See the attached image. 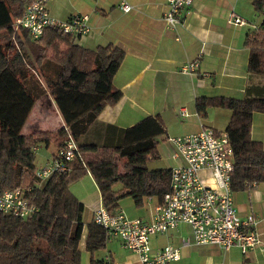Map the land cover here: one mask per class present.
I'll use <instances>...</instances> for the list:
<instances>
[{
  "label": "trees",
  "instance_id": "16d2710c",
  "mask_svg": "<svg viewBox=\"0 0 264 264\" xmlns=\"http://www.w3.org/2000/svg\"><path fill=\"white\" fill-rule=\"evenodd\" d=\"M263 2L254 1L258 11ZM28 3L0 0V190L25 188L38 210L26 219L0 213V264H83L82 240L92 254L104 249L109 239L93 218L83 222L84 205L70 185L90 175L111 215L121 209L120 201L127 196L137 207L147 198L161 201L169 189L171 169H149L147 164L159 159L157 136L165 130L158 119L145 116L131 127L115 129L104 140L86 139L100 111L122 96L113 77L124 51L110 43L85 47L56 28H46L33 41L21 30L14 42L13 19ZM244 45L249 50L247 72L264 75V12ZM46 94L54 100L62 125L24 133L35 102ZM195 107L199 114L208 107L231 111L225 131L234 157L232 191L264 182V148L250 135L253 113H264V97L202 96L196 98ZM69 135L78 149L69 162L70 171L40 181L35 175L34 147L53 144L60 149ZM90 264L104 261L92 259Z\"/></svg>",
  "mask_w": 264,
  "mask_h": 264
},
{
  "label": "crops",
  "instance_id": "0c3cea01",
  "mask_svg": "<svg viewBox=\"0 0 264 264\" xmlns=\"http://www.w3.org/2000/svg\"><path fill=\"white\" fill-rule=\"evenodd\" d=\"M121 1L128 2L132 9L122 11ZM254 1L195 0L182 10L181 22L176 28L170 29L163 20L167 10L165 0H49V13L58 19L65 20L75 13L89 15L91 31L78 39L80 45L94 48L110 43L124 51L113 77V85L122 96L115 105H107L100 111L84 137L104 140L145 116H151L161 122L165 133L157 136L161 140L158 143L160 157L155 161H161L160 165H148V168L171 169L182 161L172 158L174 147L167 140L168 136L196 132L201 124L215 131H225L231 111L208 107L199 114L195 100L202 96L264 97V75L247 72L249 50L244 45L246 35L258 28L263 19L264 2L262 10L258 11ZM231 10L246 19V23H228ZM255 13L262 15L257 21L252 18ZM190 62L197 63L195 68L188 73L182 72L181 67ZM48 96L53 102L56 120L52 122L53 127L44 129L53 130L63 121L54 100ZM182 107L188 116L179 114ZM33 128L30 132L43 130L37 124ZM23 131L27 133L24 128ZM250 135L264 148V113H253ZM44 147L48 153L47 162L57 149L53 144ZM200 175L207 184L213 185L208 170L202 169ZM71 191L83 203V222L87 223L100 200L93 178L84 176ZM232 195L241 217L250 213L256 218V228L264 244V182H256L249 190L233 191ZM157 201L155 197L147 198L137 207L127 196L121 199L120 207L128 217L149 220ZM190 233L187 224H180L175 229L153 235L151 245L154 250L166 244L180 248L181 258L166 264H264V252L259 248L243 253L237 247L224 251L213 244L183 246L182 239ZM81 251L83 264H90L92 259L102 260L104 264L137 263V256L115 237L107 240L104 249L92 254L85 250L82 240Z\"/></svg>",
  "mask_w": 264,
  "mask_h": 264
},
{
  "label": "built area",
  "instance_id": "2783aa9c",
  "mask_svg": "<svg viewBox=\"0 0 264 264\" xmlns=\"http://www.w3.org/2000/svg\"><path fill=\"white\" fill-rule=\"evenodd\" d=\"M165 1L167 10L163 20L170 29H175L181 22L182 10L195 0ZM48 2L29 0L22 14L13 19L11 35L14 42L16 33L21 30L31 41L37 40L46 28L71 34L77 41L90 33L89 15L75 13L61 20L49 13ZM119 7L124 12L132 9L126 1H121ZM227 21L233 25L246 23V19L234 10L228 14ZM196 65V62H190L183 65L181 71L191 72ZM179 114L189 115L183 107ZM167 140L174 147L172 158L182 161L171 168L168 191L154 205L149 220L128 217L123 209L111 215L100 199L93 209L92 218L104 229L106 238L120 239L124 247L137 256L136 264H166L179 260L180 248L166 244L154 250L151 237L175 229L180 224H187L191 231L190 236L182 239L183 246L191 243L213 244L224 251L237 247L243 253L255 248L264 252L256 218L250 213L241 217L234 204L231 189L234 157L228 133L201 124L196 132L168 136ZM36 150L37 147H34ZM77 150L75 141L69 135L64 145L54 152L44 166L35 169L36 177L42 181L53 173L70 171L69 162ZM202 169L210 172L213 185L207 184L201 177ZM37 210L38 207L27 197L25 188L0 190V213L26 219Z\"/></svg>",
  "mask_w": 264,
  "mask_h": 264
},
{
  "label": "rangeland",
  "instance_id": "374dc122",
  "mask_svg": "<svg viewBox=\"0 0 264 264\" xmlns=\"http://www.w3.org/2000/svg\"><path fill=\"white\" fill-rule=\"evenodd\" d=\"M261 16H262L261 14L256 15V13H255V15H253L252 18L257 21V19H259ZM55 117H56V112H54L53 102L51 101L48 94H46L41 99H39L36 106H34V109H33L31 116L28 120V124L26 126H24V130H25V132L30 133V131L34 129L33 127H35V124L40 126L41 129H43V130H45L44 128L50 129V127H53L52 122H54L56 120ZM53 130H55V129H53ZM160 141L161 140H159V142ZM164 146H162L163 149H164ZM47 155H48V153H47L44 145L42 147H38V149L35 151V154H34V156H35L34 163H35L36 168H40V167L44 166L46 159L48 158ZM150 162H152V164ZM150 162L147 165L156 166L158 164L160 165L161 161L157 162V161L153 160ZM77 182H79V180L75 181L73 184L70 185V190L71 189L73 190V188L76 186ZM118 187H120V186H118ZM85 216L86 215H84V219H85ZM190 235H191V233H190Z\"/></svg>",
  "mask_w": 264,
  "mask_h": 264
}]
</instances>
